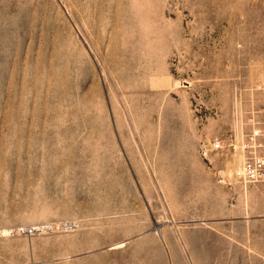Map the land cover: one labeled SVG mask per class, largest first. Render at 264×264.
I'll return each instance as SVG.
<instances>
[{"label":"rangeland","instance_id":"obj_1","mask_svg":"<svg viewBox=\"0 0 264 264\" xmlns=\"http://www.w3.org/2000/svg\"><path fill=\"white\" fill-rule=\"evenodd\" d=\"M253 130L264 0H0V264H264Z\"/></svg>","mask_w":264,"mask_h":264},{"label":"built area","instance_id":"obj_2","mask_svg":"<svg viewBox=\"0 0 264 264\" xmlns=\"http://www.w3.org/2000/svg\"><path fill=\"white\" fill-rule=\"evenodd\" d=\"M264 135L260 130H253L247 136V140L243 144L246 156L244 158L241 170L238 176L245 182V184L264 183V155L261 154L260 149L264 146ZM223 149L222 142L216 140L213 144V150ZM207 154V150L203 151ZM35 228H30L29 233L35 232Z\"/></svg>","mask_w":264,"mask_h":264},{"label":"bare ground","instance_id":"obj_3","mask_svg":"<svg viewBox=\"0 0 264 264\" xmlns=\"http://www.w3.org/2000/svg\"><path fill=\"white\" fill-rule=\"evenodd\" d=\"M240 157H241L240 155L237 156V158H238V159L236 160V165H237V166L240 164ZM235 159H236V157H235ZM234 161H235V160H234ZM234 166H235V165H234ZM239 166H240V165H239ZM231 167H232V166H231ZM230 169H231V168H230ZM234 171H235V170H234ZM2 232H3V231H2ZM4 232H5V231H4ZM7 233H8V232H5V234H7ZM3 236H4V235H3ZM119 246H120V245H119ZM116 248H117V247H116Z\"/></svg>","mask_w":264,"mask_h":264}]
</instances>
